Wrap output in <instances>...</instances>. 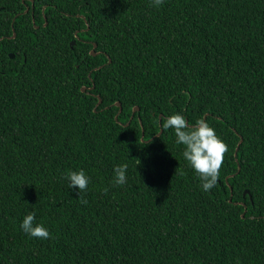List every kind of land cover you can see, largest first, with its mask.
<instances>
[{"label":"trees","instance_id":"obj_1","mask_svg":"<svg viewBox=\"0 0 264 264\" xmlns=\"http://www.w3.org/2000/svg\"><path fill=\"white\" fill-rule=\"evenodd\" d=\"M177 113L227 145L207 192ZM0 264H264V0H0Z\"/></svg>","mask_w":264,"mask_h":264},{"label":"clouds","instance_id":"obj_2","mask_svg":"<svg viewBox=\"0 0 264 264\" xmlns=\"http://www.w3.org/2000/svg\"><path fill=\"white\" fill-rule=\"evenodd\" d=\"M164 0H152V6L162 5ZM162 130L172 129L175 135V142L183 145L182 156L197 174L201 188L207 192L211 190L219 179L224 154L228 151L227 145L216 134L206 119H197L194 124H189L180 114L170 115L163 120ZM139 163V161H138ZM127 164L114 166L115 185H124L127 182ZM64 178L68 181L69 188L78 190V198L81 204L87 201L80 197L81 192H86L89 184V177L83 169L79 171H68ZM107 192V189L104 190ZM21 229L37 239H50L48 229L36 221V213L28 212L20 224Z\"/></svg>","mask_w":264,"mask_h":264},{"label":"water","instance_id":"obj_3","mask_svg":"<svg viewBox=\"0 0 264 264\" xmlns=\"http://www.w3.org/2000/svg\"><path fill=\"white\" fill-rule=\"evenodd\" d=\"M27 10H28V8L25 9V11H27ZM13 35H14V34H13ZM70 44H71V45L74 44V41H71ZM93 46L95 47L96 44L94 43ZM90 53L94 55L96 52H94L93 50H91ZM10 56L12 57L13 54H10ZM81 90H82V91H85V90H86V87H85V86H82V87H81ZM97 98H98V101H97V103H96V106L101 102V97L97 95ZM114 104H115L116 106L119 107V110L121 109V108H120V102L117 101V102H115ZM134 110H138V106H135V107H134ZM134 110H133V111H134ZM115 117H117V115H116ZM160 122H161V121H160V115H159V124H160ZM161 132H162V129H160V130L158 131L157 135H159ZM129 138L132 139V136H130ZM241 141H242V139L239 140L238 145H237V147H236V150L238 149V146H239V144L241 143ZM236 150H235L234 155H236ZM238 169H239V167H238ZM245 192H246V191H245ZM245 192H244V193H245ZM242 216H243V214H242Z\"/></svg>","mask_w":264,"mask_h":264}]
</instances>
